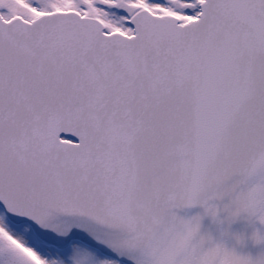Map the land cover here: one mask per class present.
Returning a JSON list of instances; mask_svg holds the SVG:
<instances>
[{"label":"snow or ice","instance_id":"1","mask_svg":"<svg viewBox=\"0 0 264 264\" xmlns=\"http://www.w3.org/2000/svg\"><path fill=\"white\" fill-rule=\"evenodd\" d=\"M0 264H264V0H0Z\"/></svg>","mask_w":264,"mask_h":264},{"label":"water","instance_id":"2","mask_svg":"<svg viewBox=\"0 0 264 264\" xmlns=\"http://www.w3.org/2000/svg\"><path fill=\"white\" fill-rule=\"evenodd\" d=\"M196 210L193 209L192 212H195ZM205 224L207 225V221H205ZM244 228L243 224H238L234 226L235 230H242ZM259 251H261V248L258 246L256 248L253 249V255H256Z\"/></svg>","mask_w":264,"mask_h":264}]
</instances>
